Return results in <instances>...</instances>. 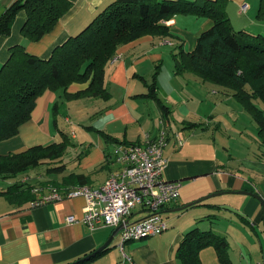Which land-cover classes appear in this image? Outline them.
Masks as SVG:
<instances>
[{
  "label": "crops",
  "instance_id": "0c3cea01",
  "mask_svg": "<svg viewBox=\"0 0 264 264\" xmlns=\"http://www.w3.org/2000/svg\"><path fill=\"white\" fill-rule=\"evenodd\" d=\"M14 1L0 0V14ZM72 1L70 10L39 41H28L23 35L27 15L20 10L11 33L0 35V69L10 48L20 43L30 53L49 56L55 46L86 28L112 0ZM244 2L249 3V8L242 13ZM260 2L228 1V14L237 30L264 35V18L257 14ZM212 24L208 17L175 15L167 23L171 35L149 34L120 44L106 66L104 83L109 99L96 96L67 100L64 89H48L38 97L31 118L20 126L18 134L0 142V153L49 145L62 139L59 130L68 134L72 145L61 161L43 164L48 165L42 172L46 176L36 175L37 168L16 176L0 175V264L75 263L111 236L110 245L84 264H180L175 251L184 234L195 226L224 233L230 241L234 264L264 262V143L258 126L233 91L189 71L175 72L173 54L179 46L192 51L198 36ZM158 63L161 71L156 80L157 92L168 105V113L157 99L142 95L148 92L142 78L150 83ZM86 86L73 83L69 91ZM56 103L57 114L53 110ZM256 104L263 107L261 101ZM164 126L168 130L164 175L169 180L182 181L181 194L162 210L169 228L154 237L126 242L124 251L131 260L125 259L118 245L120 229H89L82 221L67 220L71 214L82 218L87 205L85 196L69 197L67 193L84 184L101 186L121 167L115 144L155 138ZM96 129L119 141H108ZM60 164L65 166L62 172H48L50 166ZM26 174L41 180L42 188H33V200L11 202L2 192L16 182L26 183ZM55 191L62 194L60 199L32 206L34 200ZM210 195L213 197L199 206L180 209ZM145 215L139 206L131 219L139 220ZM200 254L203 264H221L213 246L203 248Z\"/></svg>",
  "mask_w": 264,
  "mask_h": 264
},
{
  "label": "trees",
  "instance_id": "16d2710c",
  "mask_svg": "<svg viewBox=\"0 0 264 264\" xmlns=\"http://www.w3.org/2000/svg\"><path fill=\"white\" fill-rule=\"evenodd\" d=\"M228 1L112 0L86 28L55 46L47 57L30 53L22 43L12 46L0 69V142L18 134L20 126L31 118L38 97L48 89H64L67 100L96 96L109 99L110 92L104 83L106 66L119 45L149 34L169 36L172 32L168 21L175 15L186 14L211 18L213 24L198 36L192 51L179 46V51L173 54L176 74L189 71L204 81L233 91V96L255 120L264 143V35L237 30L228 14ZM260 1L257 14L264 18V0ZM72 4V0H15L0 14V35L10 34L18 12L25 10L27 17L22 33L28 41H39L54 29ZM160 66V63L156 65L150 83L142 78L148 88L142 95L157 99L168 113V105L157 92ZM73 83L87 86L72 92L69 87ZM256 101H261L263 107ZM58 108L56 103L55 114ZM96 130L110 142L119 141L103 130ZM59 133L62 139L49 145L0 153V175L16 176L40 165L61 161L72 142L67 133L62 130ZM64 167L63 164L50 166L48 172H62ZM32 190L31 183L16 182L2 194L11 202L30 201L35 199ZM209 246L216 248L221 264H234L227 236L216 229L198 226L184 234L175 255L180 264H203L200 252ZM76 262L71 264L86 261Z\"/></svg>",
  "mask_w": 264,
  "mask_h": 264
},
{
  "label": "built area",
  "instance_id": "2783aa9c",
  "mask_svg": "<svg viewBox=\"0 0 264 264\" xmlns=\"http://www.w3.org/2000/svg\"><path fill=\"white\" fill-rule=\"evenodd\" d=\"M249 8V3L241 5V12ZM168 130L161 129L155 138L148 137L136 143L115 144L114 152L120 169L110 174L99 187L80 185L70 190L69 197L85 196L86 210L82 218L74 214L67 217L69 222L82 221L89 229L99 226L120 228L121 241L118 244L125 259L131 257L124 251L125 244L132 240H142L162 234L169 228L162 216V210L175 202L181 192V180H169L164 175L167 159L164 151ZM60 192L44 195L32 202V206L60 199ZM141 206L145 217L132 220L134 210ZM264 264V262L259 263Z\"/></svg>",
  "mask_w": 264,
  "mask_h": 264
},
{
  "label": "water",
  "instance_id": "95a60500",
  "mask_svg": "<svg viewBox=\"0 0 264 264\" xmlns=\"http://www.w3.org/2000/svg\"><path fill=\"white\" fill-rule=\"evenodd\" d=\"M241 192H245V191H241ZM254 196L258 197L259 199H261L260 195L259 194H256V193H253L251 192ZM214 194H220V192L218 193H213ZM213 195H210V196H206L204 198H201L200 200H196V201H193V202H189L187 205H185L184 207H181L180 209L183 210V209H186V208H189V206H192V205H196L198 203H201V201L205 200V199H208V198H211L213 197ZM118 230L120 229L119 227L117 228ZM116 233V232H115ZM112 238L113 236H111L106 242L105 244H103L100 248H98L97 250H95L94 252H92L91 254H88L87 256H85L84 258H81V261H86L88 259H90L91 257L93 256H96L98 253H100L102 250H105L111 243L112 241ZM77 263V262H75Z\"/></svg>",
  "mask_w": 264,
  "mask_h": 264
},
{
  "label": "rangeland",
  "instance_id": "374dc122",
  "mask_svg": "<svg viewBox=\"0 0 264 264\" xmlns=\"http://www.w3.org/2000/svg\"><path fill=\"white\" fill-rule=\"evenodd\" d=\"M174 65V64H173ZM88 128H91V126H89ZM49 164H51V163H48V165ZM48 165H41V166H38V167H35V168H33V169H36L37 168V171H35V172H37V174L36 175H38V176H40V177H42V176H46L45 174H43V173H45L46 171H47V167H48ZM43 172V173H42ZM47 174V173H46ZM24 177V179H25V177H26V179H25V182L26 183H31L32 184V186H33V188L34 189H41L42 188V186H41V184H43V183H41V180H37V177L36 176H31V175H29V174H26L25 176H23ZM54 188V187H53Z\"/></svg>",
  "mask_w": 264,
  "mask_h": 264
}]
</instances>
